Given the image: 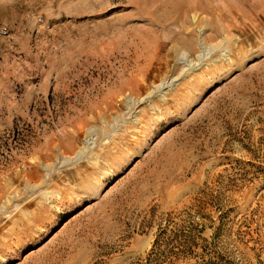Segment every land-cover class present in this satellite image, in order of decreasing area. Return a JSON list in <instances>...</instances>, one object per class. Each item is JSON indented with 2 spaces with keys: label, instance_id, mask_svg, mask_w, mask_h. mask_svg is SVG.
Segmentation results:
<instances>
[{
  "label": "rangeland",
  "instance_id": "rangeland-1",
  "mask_svg": "<svg viewBox=\"0 0 264 264\" xmlns=\"http://www.w3.org/2000/svg\"><path fill=\"white\" fill-rule=\"evenodd\" d=\"M0 264H264V0H0Z\"/></svg>",
  "mask_w": 264,
  "mask_h": 264
},
{
  "label": "bare ground",
  "instance_id": "bare-ground-1",
  "mask_svg": "<svg viewBox=\"0 0 264 264\" xmlns=\"http://www.w3.org/2000/svg\"><path fill=\"white\" fill-rule=\"evenodd\" d=\"M170 2H171V1H170ZM172 3H173V2H172ZM169 4H170V3H169ZM166 6H167V5H166ZM169 6H170V5H169ZM172 7H173V6H172ZM177 10H178V6L174 8V11L178 12ZM180 10H182V9H180ZM169 13H170V12H169ZM169 13H167V14H168V15L166 16L167 18H169V17L171 16V13H170V14H169ZM172 13H173V12H172ZM164 15H165V14H164ZM164 15H163V16H164ZM167 18H166V19H167ZM164 19H165V18H164ZM188 31H189V30H188ZM186 32H187V31H186ZM189 36H190V35H189ZM199 47H200V49H201L202 46H199ZM202 49H203V48H202Z\"/></svg>",
  "mask_w": 264,
  "mask_h": 264
},
{
  "label": "trees",
  "instance_id": "trees-1",
  "mask_svg": "<svg viewBox=\"0 0 264 264\" xmlns=\"http://www.w3.org/2000/svg\"><path fill=\"white\" fill-rule=\"evenodd\" d=\"M168 222H171V221L169 220ZM168 222H167V223H168ZM198 226H199L198 224H197V225H193V224L190 225L191 228H195V229H196ZM187 227H189V226H187ZM202 229H203V228L199 229L200 231H197V232L200 233Z\"/></svg>",
  "mask_w": 264,
  "mask_h": 264
}]
</instances>
